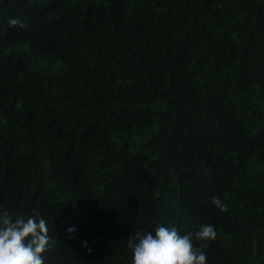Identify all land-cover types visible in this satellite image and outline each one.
Masks as SVG:
<instances>
[{
  "label": "trees",
  "instance_id": "trees-1",
  "mask_svg": "<svg viewBox=\"0 0 264 264\" xmlns=\"http://www.w3.org/2000/svg\"><path fill=\"white\" fill-rule=\"evenodd\" d=\"M34 209L44 264L209 224L207 264H264V0H0V214Z\"/></svg>",
  "mask_w": 264,
  "mask_h": 264
},
{
  "label": "clouds",
  "instance_id": "clouds-1",
  "mask_svg": "<svg viewBox=\"0 0 264 264\" xmlns=\"http://www.w3.org/2000/svg\"><path fill=\"white\" fill-rule=\"evenodd\" d=\"M8 23L10 27H25L15 18ZM212 203L220 211H226L224 202L218 197H213ZM49 231L46 220L35 209L28 217H14L4 211L0 214V264H44L43 254L51 246ZM73 231L68 229L70 233ZM193 235L198 241L208 242L215 240L217 233L210 224L201 225L194 234L184 235L174 226H157L154 233L137 231L127 241L132 264H207L206 253L193 245Z\"/></svg>",
  "mask_w": 264,
  "mask_h": 264
}]
</instances>
